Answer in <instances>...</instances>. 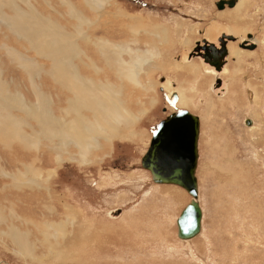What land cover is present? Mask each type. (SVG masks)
I'll return each mask as SVG.
<instances>
[{
    "label": "rangeland",
    "instance_id": "374dc122",
    "mask_svg": "<svg viewBox=\"0 0 264 264\" xmlns=\"http://www.w3.org/2000/svg\"><path fill=\"white\" fill-rule=\"evenodd\" d=\"M89 1L0 0V101H11L6 109L0 103V264H264V0L212 14L197 0L95 1V10ZM38 16L41 26L57 25L69 37L73 52L67 57L86 80L112 85L125 98L131 122L117 126L119 137L105 141V150L96 131L83 154L59 129L50 140L43 119L14 106L66 123L78 117L52 71L60 59L56 53L44 59L25 34ZM211 19L219 25H208ZM203 28L206 36L213 30L251 34L259 45L253 55L234 57L239 71L236 60L221 69L225 92L219 97L209 85L211 68L196 57L185 62L199 39L215 40L199 37ZM33 35L43 38L40 29ZM103 42L122 48L119 56L108 53L112 65L129 62V50L137 52V84L120 85L109 72L104 77V69L114 68L101 55ZM19 59L30 61L29 67ZM178 107L197 116L200 129L195 176L201 228L184 245L175 222L188 194L154 185L140 166L155 124ZM81 112L94 119L87 108ZM170 192L181 199L176 197L179 206L168 202L176 196Z\"/></svg>",
    "mask_w": 264,
    "mask_h": 264
},
{
    "label": "bare ground",
    "instance_id": "6f19581e",
    "mask_svg": "<svg viewBox=\"0 0 264 264\" xmlns=\"http://www.w3.org/2000/svg\"><path fill=\"white\" fill-rule=\"evenodd\" d=\"M95 1H96V4H98V6H101L106 0H90L89 1L90 9L94 8ZM243 2H244V0H238V3L235 5L233 10L236 11V10L240 9L242 5H245V4H243ZM91 3H94V5H90ZM67 9L69 10L68 14L71 17V15H73L74 13H73V11L70 10L69 5H68ZM94 10H95V8H94ZM94 10H92V11H94ZM220 15H223V13L219 14L218 16H220ZM218 16L217 15L213 16V18H218ZM35 19H36L35 21L33 19H30L31 21H30V24H29L28 28L25 31V34L27 35V37L30 40V42L33 43L34 47L39 51V54H41V56L45 57L44 59L47 58V60H51L52 59V53H56L57 57L60 59L59 61H57L54 64V67H53L52 71H53V74L55 76V80H56L57 84L59 85V87L61 86L62 89H65V90H67L70 93V95H71L70 101H71V103L73 105V107H71L73 109H71V110L73 111V113L77 114L78 117L74 118L73 122L70 121V122L66 123V122H63L61 120H57L55 118L49 117L46 114L40 113V112H38L36 110L25 109L24 107L21 106L20 103H16L14 106L16 108L20 109V110H24L25 112H27L28 116L31 117V118L43 119L46 122V124H47L46 128H48L47 132L50 133V140H55V137H59L57 135V133H55V131L59 129L58 131H60L59 133H61V134H59V135H61V138L65 137L66 140L68 139L69 140L68 142L73 144L72 148H75L76 150H79V152L81 154L84 153L83 150L87 146H89V143H92V140H93L92 134L95 133L93 131H96L95 134H97V139H99V137H100V138L103 139L102 140L103 142L109 141V139L112 138V136H118L119 133L115 134V133H117L116 132L117 126L120 125L121 123H124V125H123V127H124L125 124L127 125V123L131 122L130 114L127 112L126 109H123L124 108L123 100L125 98L122 100L121 97H120L122 94L121 93L116 94V92H117V91H115L116 88H114V86H112V85H111L112 87L109 86V84H108V86H104V85L97 86L94 82H90V81L86 80L85 79L86 77L82 76L83 72H81L79 69H76L77 63L73 62L72 59L67 57L68 52L69 53L73 52L72 44L70 46H68L67 45L68 43L66 44V42H65V40L68 41L69 37L65 39L66 35H62L63 32H61L59 30V28H60L59 26L49 23L48 26L46 25L45 27H43V26L40 25L41 24V19L39 18V16L37 18H35ZM211 21H212V19H211ZM34 22H36L37 24L34 25ZM211 24H218V23L217 22H213V21L208 23V25H211ZM37 29H40L43 38H41V39L34 38L33 32H36ZM204 36H206V33H204ZM200 40L201 39H199V41ZM230 41L234 42L235 39L234 40H230ZM230 41H229V43H230ZM226 43H227V40H226L225 44ZM102 45H103V48L101 49V51H102L101 55L105 57V59L107 61V63H106L107 67L108 68H114V71H111L110 69H107V70L104 69V72H103L104 75H105L104 77H106V72H109L110 75L112 76V78H114V80H118L117 82L120 81V85L122 84V80H128L129 83H131V84L132 83H136L137 84L136 77H137L138 71L140 70V59L138 61H135V60L132 59L134 56L138 57L137 52L129 50L127 52V55L129 57L130 61L129 62H125V63L115 62L116 64H114L115 65L114 66L108 61V59H109L108 53L111 54V52H110V50H111L113 53H115V54H117L119 56L121 54V52H122V48L116 46V47H118V50L116 51V48L115 49L111 48V46H109L110 48L108 49V45L105 42H103ZM67 46L69 48L65 49ZM226 48H228L229 56L231 58H233L234 56H237V54L239 55V52H242V51L238 50L235 47V45L233 46V44L230 45V48H229V45ZM186 49H188V48H185L184 51H186ZM186 53L188 54L189 52H186ZM187 54L185 56V59H186L185 62L192 63L193 59H191V58H193V57L195 58L196 56L195 55L192 56V52L190 54H188V57H187ZM17 61L21 64L20 66H22L24 68H28L29 67L30 61L25 60V59H19ZM179 61H180V59H179ZM194 61H195V59H194ZM222 65H224V60H222ZM225 66L226 65H224V68L222 66L223 71L225 69ZM96 67L94 66V68H96ZM207 67L211 68L209 66H207ZM100 69H102V68H100ZM212 69H210V70H212ZM192 71L195 72V70H192ZM201 71L207 72V70L205 69V71H204L203 68H201ZM91 73H93V72H91ZM209 73L211 75L214 74L213 78L211 80L212 82L209 85L213 84L214 76H215V78L221 77L220 74H219V76H217L219 72L218 73L215 72L214 69L212 71H209ZM240 73H242V72H240ZM98 74H99V72H98ZM223 74H224V72H223ZM89 75H90V73H89ZM108 79H109V77H108ZM220 80H222L221 84L225 86V81L223 80V78L220 79ZM110 83L112 84V81H110ZM220 88L222 89L221 92L222 91L225 92V87L220 86ZM221 92L219 94L222 96ZM95 93H97V94H95ZM219 94L216 93V96L219 97ZM118 95H119V97H118ZM2 96L3 95H1V97ZM127 96L131 97L130 94L127 95ZM7 97H8V95H7ZM13 97H14V95L12 96V98ZM2 99H3V97H2ZM0 103H2L5 106V109H6L7 107L10 106L11 101H9L8 99H4V100H1ZM86 108L88 109L89 113L92 114V116L94 117V119L92 118L93 121L92 120L91 121L87 120V118L81 112L82 110H84ZM10 116H7V118H10ZM85 119H86V121H89L88 124L85 122ZM11 121L12 120H10V122ZM13 121H14V119H13ZM3 131H1V132H3ZM118 131L120 132L119 129H118ZM199 132H200V129H199ZM58 140H56V141H58ZM150 140H151V138H150ZM106 142L102 143V145H101V143H99V147L101 149L105 150V147H106V144H107ZM62 143L64 144V141ZM149 144H150V141H149ZM62 150H63V148H62ZM51 174H53V173L49 172V175H51ZM34 175L35 176L38 175V172H37V174L35 173ZM11 179H13V178H11ZM20 179H21L22 182H25L24 180H22V178H20ZM150 179H151V177H150ZM151 182H152V180H151ZM153 184L154 185H160V186L161 185L162 186L163 185H169V186H172L171 187L172 189H175V187L179 188V189H182V188L177 187V186H175L173 184H155V183H153ZM179 189H176V190L181 193V191ZM182 191H183V189H182ZM197 192H198V188H197ZM171 195L175 196L176 193L173 192V193H171ZM198 196H199V192H198ZM176 197H178V195H176L175 197H173L171 199H168V202L171 201V200L174 201L172 204L175 203V206L177 207V206L180 205L179 203H180L181 199L178 197L180 199V201H178V198H176ZM197 202H198V198H197ZM201 215H202V213H201ZM201 219H202V217H201ZM175 225H176V222H175ZM176 230H177V227H176ZM175 234H176V231H175ZM199 234H200V232H199ZM194 238H192L190 240H187V241H185V240L182 241V243H183L182 245H184L185 243H190L191 240L192 241L194 240Z\"/></svg>",
    "mask_w": 264,
    "mask_h": 264
},
{
    "label": "water",
    "instance_id": "95a60500",
    "mask_svg": "<svg viewBox=\"0 0 264 264\" xmlns=\"http://www.w3.org/2000/svg\"><path fill=\"white\" fill-rule=\"evenodd\" d=\"M232 38V37H231ZM201 54L198 57L204 64L220 72L224 57L223 44L218 47L202 40ZM243 41L240 46H244ZM252 50L253 46H247ZM194 52L192 56H194ZM197 56V53L196 55ZM221 80L217 77L212 86L219 89ZM246 121V125H250ZM199 119L184 109H176L159 121L152 133L150 144L140 159L142 169L150 174L155 184H173L182 188L189 196V202L176 219V236L187 241L199 234L201 209L197 202V179L195 176L198 160ZM116 211L112 216H116Z\"/></svg>",
    "mask_w": 264,
    "mask_h": 264
},
{
    "label": "flooded vegetation",
    "instance_id": "af4514ba",
    "mask_svg": "<svg viewBox=\"0 0 264 264\" xmlns=\"http://www.w3.org/2000/svg\"><path fill=\"white\" fill-rule=\"evenodd\" d=\"M198 1V3L200 4V5H202V6H206L207 8L208 7H211L210 9L211 10H213V12L214 13H220V12H223V11H225V10H227V11H232V9L235 7V5L238 3V0H209V1H200V0H197ZM248 2H250V0H247ZM246 4H249V3H247L246 2ZM247 8H249V6L247 5L246 6ZM213 8V9H212ZM247 8H245V7H243L242 8V10L245 12V11H247ZM210 21H208V23H209ZM221 26L223 27L224 25L223 24H221ZM210 28H212V27H210ZM220 32V31H219ZM203 33H204V28L203 29H201L200 31H198V34H199V37L201 36L202 37V35H203ZM198 34H197V37H198ZM229 36V37H228ZM198 37V38H199ZM230 37H232V38H230ZM235 39V41L233 42V41H230V40H234ZM202 40H204V41H206L205 39H203V38H201V40L200 41H197V42H195V44H196V47H194V49H193V51H192V54H193V52H194V54L196 55V53H197V56H196V58H199L198 57V54H201L202 53V51H201V47L203 46V43H201V41ZM226 40H227V43L225 44V42H226ZM229 41H230V43H229ZM243 41H246V44H244V46H240L241 44H242V42ZM207 43H208V45L209 44H211V45H214L215 47H218L219 46V43H222L223 45V50H224V57H223V60H224V65H228L227 63H229V61L232 63L233 62V58H231L230 56H229V52H228V48H226L229 44H233V45H235V46H237V47H240L241 49H243V50H247V51H259V45L257 44V43H255V39H254V36L253 35H251V34H245V36L244 37H235L234 35H231V34H224V33H220L219 35H217V37L215 38V40L213 41V42H209V41H207ZM264 45V44H263ZM247 46H253V49L252 50H248V48H247ZM197 61H198V59H197ZM202 61V60H201ZM224 65H223V67H224ZM211 69H212V67H211ZM223 69V68H222ZM213 70V69H212ZM220 72H221V70H220ZM219 72V73H220ZM218 73V74H219ZM217 76H219V75H217ZM220 78V77H219ZM214 79H215V76H214ZM222 79V78H221ZM222 81V80H221ZM214 84V83H213ZM213 86V85H212ZM220 86H222V84H220ZM220 86L218 87L219 89H213L212 87H211V92L213 93V94H215L216 95V93H220L221 92V88H220ZM176 100H177V97L176 96H172V99H171V103H170V107L171 108H173V106H175V102H176ZM175 110H173V112H174ZM164 112L166 113V111H165V109H164ZM167 114V113H166ZM167 115H165V117H166ZM246 121L248 122V121H250V120H245L244 121V125H246ZM251 122V121H250ZM251 124V123H250ZM247 126V125H246Z\"/></svg>",
    "mask_w": 264,
    "mask_h": 264
},
{
    "label": "crops",
    "instance_id": "0c3cea01",
    "mask_svg": "<svg viewBox=\"0 0 264 264\" xmlns=\"http://www.w3.org/2000/svg\"><path fill=\"white\" fill-rule=\"evenodd\" d=\"M206 10H208V12H210L211 14H212V12H213V10H211L210 8H207ZM230 13H232V12H230ZM197 15H198V12H197ZM214 16H216V15H214ZM227 17H231V15H228ZM232 21V20H231ZM235 21H232V23H234ZM238 22H241V19H238V20H236V23H238ZM219 25V24H218ZM215 28H218L217 26H215L214 27V29ZM229 30V29H228ZM216 33V34H215ZM219 33V31L217 32V31H215V30H213V33H212V35H210V36H205L206 38L208 37L209 38V40H214L216 37H217V34ZM229 34H231V33H229ZM233 35V34H232ZM234 46V45H233ZM254 53H256V51L255 52H253V51H242V52H239V55H242V54H247V55H253ZM235 57V56H234ZM233 57V61L234 60H236V63H235V69L236 70H238L239 71V67H240V65H241V63H239L240 61L239 60H237V59H235ZM247 57V56H246ZM234 65V64H233ZM199 66H200V68H203L200 64H199ZM198 68V67H197ZM204 74H207V72H203ZM157 187H159V186H157ZM157 187H156V189H157ZM170 199V198H169ZM175 204V203H174Z\"/></svg>",
    "mask_w": 264,
    "mask_h": 264
}]
</instances>
